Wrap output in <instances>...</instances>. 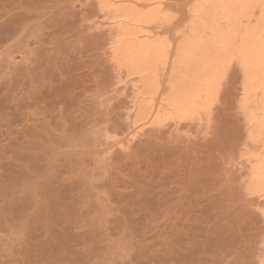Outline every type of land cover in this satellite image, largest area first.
<instances>
[{
  "label": "rangeland",
  "instance_id": "obj_1",
  "mask_svg": "<svg viewBox=\"0 0 264 264\" xmlns=\"http://www.w3.org/2000/svg\"><path fill=\"white\" fill-rule=\"evenodd\" d=\"M104 1L0 0V264H264L260 92L233 58L180 117L164 100L198 0ZM133 40L164 63L134 69Z\"/></svg>",
  "mask_w": 264,
  "mask_h": 264
},
{
  "label": "bare ground",
  "instance_id": "obj_2",
  "mask_svg": "<svg viewBox=\"0 0 264 264\" xmlns=\"http://www.w3.org/2000/svg\"><path fill=\"white\" fill-rule=\"evenodd\" d=\"M106 2L111 4V0H105L102 2L105 4L103 6H107ZM259 2L198 0L195 7L198 19L193 21L190 35L182 43V47L180 46L176 59L178 65L183 66V69L178 68V72L182 73L183 70L180 74L182 77H173H178V80H171V89L164 100L177 115L183 118L184 115L193 113L197 106L205 107L210 97L215 95L224 68L231 59L236 58L244 71L246 92H260L258 108L261 112V123L264 125V21L260 19L257 23L250 24L253 9ZM113 3L115 4L114 1ZM117 9L116 16L124 15L125 18L135 21L145 20L153 12L152 9L142 12L122 6ZM120 51L134 69L144 72H153L157 62L165 61L161 46L155 43L133 40L123 44ZM147 111L141 112L139 118L149 116V113L146 116ZM251 175L252 189L264 194V150L252 167Z\"/></svg>",
  "mask_w": 264,
  "mask_h": 264
}]
</instances>
